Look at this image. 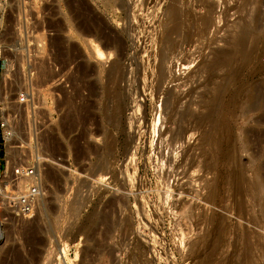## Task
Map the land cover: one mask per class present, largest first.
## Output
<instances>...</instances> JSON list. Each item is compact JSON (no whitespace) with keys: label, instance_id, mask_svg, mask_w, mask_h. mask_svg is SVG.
Listing matches in <instances>:
<instances>
[{"label":"rangeland","instance_id":"1","mask_svg":"<svg viewBox=\"0 0 264 264\" xmlns=\"http://www.w3.org/2000/svg\"><path fill=\"white\" fill-rule=\"evenodd\" d=\"M203 1L208 5L192 15L212 8L211 24L204 30L206 20L197 21L190 33L183 27L172 36L174 67L156 90L154 76L143 80L134 70L150 71L144 45L150 42L148 31L155 35L163 25L170 0H0L2 187H9L6 176H12L13 166L32 160L42 179L30 218L12 215L0 192V264H264V98L252 109L247 97L252 84L264 85V48L257 44L258 58L239 66L230 85L215 78L208 89L206 70L188 78L191 69L208 59L206 64L212 63L227 47L223 37L233 27L260 21L264 33V0ZM252 42L247 50L255 47ZM118 59L124 73L111 77V63ZM40 60L48 69L42 86L33 66ZM4 72H11L7 95L1 89ZM125 76L128 95L134 99L139 93L140 105L128 102L115 115L121 99L113 93L124 88L115 90L113 83ZM220 82L225 86L214 91ZM179 83V94L193 89L195 100L203 95L210 100L219 90L223 96L218 109L208 104L212 117L206 125L198 122L187 141L172 143L168 136L175 125L168 124L162 103ZM183 98L181 105L189 97ZM159 104L165 121L161 137L152 127ZM214 134L220 144H208ZM7 136L14 143L11 152ZM188 148L191 154L185 156Z\"/></svg>","mask_w":264,"mask_h":264},{"label":"bare ground","instance_id":"2","mask_svg":"<svg viewBox=\"0 0 264 264\" xmlns=\"http://www.w3.org/2000/svg\"><path fill=\"white\" fill-rule=\"evenodd\" d=\"M172 3H171V5L169 6V5H167V8H166V10L168 11V15H167V13H165L164 15L166 16V17H164L165 18V20L164 21H162L163 22V25L162 24H160V25H162V26H159V27H161V28H159L160 30L159 31H157V33L154 35L152 32H151V30H149L148 31V29H147V31H148V33H149V40H150V42H149V44L147 45V46H145L144 45V47H145V49H146V56H145V60L151 65V69H150V71L148 72H143V70H141L140 69V66H135V70L134 71H136L137 72V76H140V77H142V79L143 80H145L146 78H148L149 76H154V78L156 79L155 80V84H154V87H155V89L156 90H160L161 89V84L163 83V82H165L166 81V78L169 76H167V73H168V71L170 70V68L171 67H174V66H171V64L172 63H174V62H172V54H173V51H174V49H175V45H174V38L172 37L173 35H177L178 34V32L180 31V29H182L183 27H184V29H186L187 31H188V33H190V30L192 29V27L194 28V26H196V22L197 21H199V22H204L205 20V24H201V25H203V29L205 30L206 28H208L209 27V25L211 24V22H212V14H211V11H212V8H211V11H210V13H206V12H204V13H202L201 14V12H198V14L199 15H195V16H193L192 14H193V11L195 10V9H202V8H204V7H206L208 4H206V3H204V1L202 2V0H184L185 2V4H183V1H182V4H181V0H170ZM169 2V1H168ZM184 6V8H183V10H181L180 11V8H181V6ZM182 9V8H181ZM179 10V11H178ZM201 11V10H200ZM213 12H214V10H213ZM260 13V12H259ZM194 17V18H193ZM259 17V16H258ZM252 18V17H251ZM262 18V17H261ZM257 20V19H256ZM259 21V20H258ZM201 22V23H202ZM242 22V21H241ZM263 22V21H262ZM246 23V22H245ZM244 23V25H243V23H242V25H240V26H238V28L239 29H237V28H235V27H233L232 29H230L229 30V34L226 36V37H223L224 38V40H223V43L225 44V46H227V47H225V46H223V47H225V49L224 48H222V50L223 51H220L219 53H217L218 55H216L215 57V59L212 61V63H210V64H206V63H209L210 61H211V59H208L209 60V62H203L204 64H202V65H197L196 67H194V69H191L190 70V72H189V74H188V78H190V79H193V78H195V77H197V75L199 74V73H201L202 71L204 72L205 70V72H207L208 73V76H207V73H206V76H207V78L204 80V82H203V84L204 85H207V87H209L208 89H211L210 88V86H209V83L211 82V81H213L215 78V80H217V78H219V79H221V80H219V81H227V82H225L226 84L229 82V85H230V80H232V82H233V80H234V78L235 77H237V75H238V77H239V75H240V72H239V69H240V67H242L243 65V63H251V62H253L256 58H258V48H257V44L260 42L261 44H262V46H263V48H264V33H262L261 34V32H259V24H260V21L259 22H256L255 21V23H254V26L253 27H249V26H247L246 24ZM241 24V23H240ZM200 25V26H201ZM235 25V24H234ZM250 25V24H249ZM199 26V25H198ZM202 29V30H203ZM193 30V29H192ZM200 30H201V28H200ZM261 31V30H260ZM203 32V31H202ZM263 32V31H262ZM87 33V32H86ZM228 33V32H227ZM202 34V33H201ZM188 37H189V34L187 35ZM251 40V41H255V43H256V45H255V43L254 42H252V44L255 46H253L254 48L253 49H248L247 50V43H248V40ZM112 40V39H111ZM187 40H188V38H187ZM114 41V40H113ZM259 43V44H260ZM105 44V43H104ZM260 44V45H261ZM260 45H258V46H260ZM251 47V46H250ZM220 48H218V50H219ZM217 50V49H216ZM217 50V51H218ZM250 50V51H249ZM233 52L234 53H236L234 56H233ZM211 53V52H210ZM213 55L214 54H216V52H214V53H212ZM104 55V54H103ZM121 55V54H120ZM212 56V55H211ZM214 58V57H213ZM114 59H115V57H114ZM117 59V58H116ZM207 60V59H206ZM172 62V63H171ZM236 62L238 63V65H237V67L235 66L236 65ZM257 62V61H256ZM255 62V63H256ZM181 63V62H180ZM180 63H178V64H180ZM234 63H235V65H234ZM112 67L110 68V74H111V77L113 76V74H114V72L115 73H118L119 71H120V68H124L125 66H123L122 67V65H121V63H120V59H118V60H114L112 63ZM180 65H182V64H180ZM242 65V66H241ZM245 65H247V64H244V66ZM34 67H35V69H36V75H35V77L37 78V80L38 81H36L38 84H40V82L42 83L41 84V86L43 85V84H46V81L45 80H47L46 78H47V76H48V69H47V67H46V65H45V62L43 61V60H40L36 65H33ZM171 66V67H170ZM182 66H185V64L184 65H182ZM235 66V67H234ZM240 66V67H239ZM252 66V65H251ZM250 66V67H251ZM189 65L187 64L185 67H183V69H189ZM181 67L179 66L178 67V69L177 70H179ZM254 68V67H253ZM257 68V67H256ZM34 69V68H33ZM126 69H128V68H126ZM122 70V69H121ZM125 70V69H124ZM123 70V71H124ZM241 70V69H240ZM248 70H249V68H248ZM127 71V70H126ZM129 71V70H128ZM243 71V70H242ZM253 71V70H252ZM120 72H122V71H120ZM119 72V73H120ZM179 72V71H178ZM5 74L3 75L4 76V79L2 80V87H1V89H2V92L5 94V95H7V91H8V81H7V79H9L10 78V73L8 72V73H6V72H4ZM13 73V72H12ZM122 73H124V72H122ZM121 73V74H122ZM128 73H130V72H128ZM248 73H249V71H248ZM251 73H253V72H251ZM169 74H170V72H169ZM118 75V74H117ZM125 75H126V73H125ZM252 75H254V74H252ZM14 76V75H13ZM110 76V75H109ZM109 76H107V77H109ZM122 76V75H121ZM120 76V77H121ZM123 76H124V74H123ZM248 76V75H247ZM15 77V76H14ZM16 77H18L17 75H16ZM15 77V78H16ZM51 77V76H50ZM199 77V76H198ZM197 77V78H198ZM237 77V78H238ZM241 77V76H240ZM26 78V77H25ZM123 78V77H122ZM128 78V77H127ZM153 78V79H154ZM247 78V77H246ZM17 79V78H16ZM108 79V78H107ZM117 79V78H116ZM119 79V78H118ZM142 79L140 78V80L142 81ZM174 79H177V78H174ZM10 80V79H9ZM114 80V79H113ZM177 80H179V79H177ZM235 80H236V78H235ZM15 81V80H14ZM108 81H109V79H108ZM107 81V82H108ZM183 81V80H182ZM218 80H217V82H219ZM11 82V81H10ZM26 82V81H25ZM112 82V81H111ZM110 82V83H111ZM125 82H127V79H126V76H125V79H119L118 81H117V83H113V85H114V89L116 90L117 88H121V89H123L124 88V90H123V92H120L119 91V93L117 92V93H113L114 95V97H115V94L117 95V97H120V104H118L117 106H115V104H116V102H114L115 104H113V106H115L114 108H113V112L115 113V115H118V114H120V111L121 110H124V106H126L125 104H128V102L130 103V102H133L134 101V103L136 104V106H137V104L139 103V100H140V97H139V91L137 92L138 94H136L137 96L136 97H134V99L130 96V95H128V93L129 92H127V88H125V85H126V83ZM231 82V83H232ZM129 83V82H128ZM137 83H138V77H137ZM183 83V82H182ZM214 83H216V82H214L213 81V84ZM234 83V82H233ZM31 84V83H30ZM37 84V85H38ZM131 84V83H130ZM180 84L181 83H179L178 85H176V87L173 89V88H170L171 90H169L167 93H166V96H165V99H164V101H163V105L162 104H159L158 106H157V108H156V112H155V116H154V120H152V123H153V128H154V130H155V132H156V134H157V136L158 137H161V136H159V135H162V132H163V128H162V124L165 122V121H163V123H162V120H161V113H159L160 111H162L161 109L163 108V107H167L168 108V110H169V118H170V120H168V118L166 119L167 120V122L168 121H171V123H172V127H173V124L175 125L174 127V129L172 130L171 128V130H172V133H171V135L170 136H168L169 137V139H168V141H170V142H172L173 143V141H182L184 138H185V140L187 141V139L186 138H188V137H186V134L188 133V131L189 130H191V127L192 126H195V125H198L197 123L198 122H200L201 124H204V125H206V123H207V120H208V118L210 117H212L211 115L209 116V114H210V109H208V104H210V103H214L215 105H216V108H217V105H218V107H220L219 106V104L221 103V100H222V98H221V96H223V95H220V90H219V93L218 94H216V95H214L213 96V94L214 93H212V95H210L209 96V98L211 97V99L210 100H208V99H206V96H202L200 99H198V100H195V99H192V98H190L191 97V92H192V90L193 89H190L186 94H184L183 96L182 95H180L181 94V92L179 91L180 90V88L178 89V87H181L180 86ZM211 84V83H210ZM247 84V83H246ZM112 85V84H111ZM243 85V84H242ZM242 85H241V87H242ZM139 86V85H138ZM215 86V85H214ZM222 86H225V84L223 85L221 82L220 83H217L216 84V87H215V90L214 91H217L218 92V90L216 89L217 87H218V89H222ZM226 86H228V85H226ZM244 86V85H243ZM249 86V85H248ZM37 87V86H36ZM45 87V86H44ZM108 87V86H107ZM137 87V86H136ZM206 87V88H207ZM245 87V86H244ZM243 87V88H244ZM247 87V86H246ZM12 88V87H11ZM46 88V87H45ZM113 88V87H112ZM182 88V87H181ZM198 88V87H197ZM248 88H250L249 89V91H248V94H247V97H250L251 98V103H250V108H252V109H254L255 107H257L258 105H259V102H260V100L262 99V98H264V85H251L250 87H248ZM248 88H246L247 90H248ZM7 89V90H6ZM21 89V88H20ZM35 89V88H34ZM43 89V88H42ZM224 89H226V88H224ZM223 89V90H224ZM241 89V88H240ZM46 90H48V87H47V89ZM132 90V89H131ZM182 90V89H181ZM198 90V89H197ZM204 90V89H203ZM238 90H239V87H238ZM18 91V90H17ZM179 91V92H178ZM209 91V90H208ZM207 90H206V92L207 93H210V92H208ZM222 91V90H221ZM235 91V90H234ZM243 91V90H242ZM244 91H245V89H244ZM243 91V92H244ZM113 92V91H112ZM114 92H116V91H114ZM194 92V91H193ZM197 92V91H196ZM213 92V91H212ZM247 92V91H246ZM134 93V92H133ZM136 93V92H135ZM180 93V94H179ZM206 93V94H207ZM222 93H223V91H222ZM236 93V92H235ZM242 93V92H241ZM244 94H245V92H244ZM4 95V96H5ZM144 95V94H143ZM209 95V94H208ZM246 95V94H245ZM141 96V95H140ZM213 96V97H212ZM7 97V96H6ZM113 97V98H114ZM183 97H189L188 98V100L187 101H185V103L183 104V105H181V100H182V98ZM249 98V99H250ZM4 99H7V98H4ZM118 99V98H117ZM116 99V100H117ZM184 99V98H183ZM246 99V98H245ZM6 101V100H5ZM263 101V100H262ZM4 102V101H3ZM13 102V101H12ZM7 102H5V104H6ZM134 104V105H135ZM213 104V105H214ZM245 104V103H244ZM264 104V103H263ZM8 105H9V103H8ZM138 105H140V103L138 104ZM142 105V104H141ZM212 105V106H213ZM215 105H214V108H215ZM12 106H13V104H12ZM15 106V105H14ZM132 106V105H131ZM136 106H135V108H136ZM163 106V107H162ZM112 108V107H111ZM139 108V107H138ZM126 109V108H125ZM218 109V108H217ZM220 109V108H219ZM249 109V108H248ZM131 110V109H130ZM167 110V111H168ZM214 110V109H213ZM134 111H135V109H134ZM138 111V110H137ZM217 111V110H216ZM112 112V113H113ZM119 112V113H118ZM122 112V111H121ZM214 112V111H213ZM212 112V113H213ZM218 113H219V111H218ZM135 114V113H134ZM215 114H217V113H215ZM141 115V114H140ZM219 115V114H218ZM22 116V115H21ZM137 116V115H136ZM221 117V116H220ZM132 118V117H131ZM143 118V117H142ZM215 118H218V116L217 117H215ZM214 118V119H215ZM214 119H212V122H213V120ZM219 119H222V117L221 118H219ZM130 121H131V119H129ZM165 120V119H164ZM218 120V119H217ZM129 121V122H130ZM210 121H211V119H210ZM166 122V123H167ZM216 122V121H215ZM225 122V121H224ZM130 123H133L132 121L130 122ZM139 123V122H138ZM165 123V124H166ZM199 123V124H200ZM210 123V122H209ZM208 123V124H209ZM229 123V122H228ZM168 124H170L169 122H168ZM207 124V125H208ZM217 124H221V122L219 121V122H217ZM131 125V124H130ZM209 125H211V124H209ZM208 125V126H209ZM158 126V127H157ZM165 126V125H164ZM169 127H170V125H168ZM219 126V125H218ZM217 125H215V126H213L214 128L215 127H218ZM225 126V125H224ZM228 126V125H227ZM165 127H167V126H165ZM213 127H212V129H213ZM221 126H219V128H220ZM130 128H131V126H130ZM133 128V127H132ZM204 128V127H203ZM169 129V128H168ZM167 128H166V131L168 130ZM193 129H194V127H193ZM198 129H202L201 128V125H200V128H198ZM211 129V130H212ZM153 130V131H154ZM162 130V131H161ZM209 130V129H208ZM215 130V129H214ZM166 131H164V132H166ZM169 131V130H168ZM204 131H206L207 132V130H204ZM210 131V130H209ZM208 131V132H209ZM213 131V130H212ZM216 131V130H215ZM221 131V130H220ZM171 132V131H170ZM195 132V131H194ZM197 132V131H196ZM195 132V133H196ZM200 131H198V133H199ZM205 132V133H206ZM219 132V131H218ZM217 132V133H218ZM205 133H203V134H205ZM210 133V132H209ZM213 133V132H212ZM9 134V133H8ZM151 134V133H150ZM165 134V133H164ZM189 134H191V132H189ZM202 134V135H203ZM201 135V136H202ZM206 135V134H205ZM209 134L207 133V136H208ZM227 135V134H226ZM110 136V135H109ZM152 136V135H151ZM187 136H189V135H187ZM193 136V135H192ZM191 136V137H192ZM201 136H199V139H201ZM206 136V137H207ZM220 136V135H219ZM8 137V151H10L11 152V148L13 147V142H11V139H10V137L9 136H7ZM164 137V136H163ZM162 137V138H163ZM167 137V138H168ZM206 137H204V135H203V137L202 138H206ZM108 138V137H107ZM133 138V137H132ZM157 138V137H156ZM190 138V137H189ZM198 139V140H199ZM132 140V139H131ZM134 140H136V138H134ZM134 140H132V142L134 141ZM167 140V139H166ZM184 140V141H185ZM206 140H208L209 141V143L208 142H203V144H205L206 145V143H208V144H220V143H218V136L217 135H213V136H211V137H209V139H206ZM220 140H221V138H220ZM167 141V142H168ZM201 141V140H200ZM127 142H129V140L127 141ZM136 142V141H135ZM162 142V141H161ZM191 142V141H190ZM111 143V142H110ZM169 143V142H168ZM192 143V142H191ZM163 144V143H162ZM161 144V145H162ZM170 144V143H169ZM181 144V143H180ZM130 145V144H129ZM161 145H159V146H161ZM189 145V144H188ZM202 145V144H201ZM135 146V143L133 142L130 146H129V149H127V150H129V152L131 153V148L132 147H134ZM155 146H157V145H155ZM158 146V147H159ZM163 146V145H162ZM161 146V147H162ZM173 146V145H172ZM171 146V147H172ZM191 146H193V145H191ZM200 146V145H199ZM209 146V145H208ZM211 146H213V145H210V147ZM152 147V146H151ZM160 147V148H161ZM169 147V146H168ZM194 147V146H193ZM204 149H205V147H204V145L202 146ZM217 146H215V148H216ZM219 147V146H218ZM163 148V147H162ZM195 148V147H194ZM197 148H198V146H197ZM200 148V147H199ZM135 149V148H134ZM133 149V150H134ZM168 149V148H167ZM192 150H193V148H191ZM209 149V148H208ZM151 150H153V149H151ZM163 150V149H162ZM169 150V149H168ZM171 150V149H170ZM185 150V149H184ZM196 150H198V149H196ZM200 150H202V149H200ZM215 150V149H214ZM213 150V151H214ZM135 151V150H134ZM178 151V150H177ZM181 151V150H180ZM187 151H189V148H188V150H186V151H184L185 153H182V154H185V156H187L188 155V153L191 151H189L188 153H187ZM199 151V150H198ZM197 151V152H198ZM202 151H205V150H202ZM212 151V152H213ZM217 151V150H216ZM220 151V150H219ZM128 152V151H127ZM128 152V153H129ZM133 152V151H132ZM161 152V151H160ZM165 152V151H164ZM201 152V151H200ZM215 152V151H214ZM214 152H213V154H212V156L214 155ZM9 153V152H8ZM127 153V154H128ZM129 153V154H130ZM128 154V155H129ZM160 154V153H159ZM174 154V153H173ZM189 154H191V153H189ZM207 154V153H206ZM131 155V154H130ZM164 155V154H163ZM166 155V154H165ZM164 155V156H165ZM193 155V154H192ZM194 155H195V153H194ZM204 155V154H203ZM209 155H211L210 153H209ZM218 155V154H217ZM7 156H8V154H7ZM9 156H10V154H9ZM175 156L176 155H174V158H175ZM185 156H184V158H182L183 160L185 159L186 161H188L186 158H185ZM224 156V155H223ZM226 156H227V154H226ZM150 157V156H149ZM173 157V156H172ZM177 157V156H176ZM183 157V156H182ZM192 157V156H191ZM207 157V156H206ZM208 157H210L211 158V156H208ZM213 157H216V156H213ZM128 158V157H127ZM161 158H163V156L161 157ZM167 158V157H166ZM196 158V157H195ZM210 158H208V160L210 159ZM217 158V157H216ZM160 159V158H159ZM164 159V158H163ZM190 159H194V158H190ZM213 159H215V158H212L211 159V161L213 160ZM176 159H174V161H175ZM179 160V159H178ZM175 161V162H179V161ZM207 159H206V161H208ZM160 161V160H159ZM158 161V162H159ZM162 161H164V160H162ZM182 161V160H181ZM198 161V160H197ZM205 161V162H206ZM211 161H209V162H211ZM215 161V160H214ZM171 162V161H170ZM203 162V161H202ZM201 162V163H202ZM213 163V162H212ZM215 163V162H214ZM159 164V163H158ZM161 164V163H160ZM159 164V165H160ZM163 164H165V163H163ZM169 164V163H168ZM176 164V163H175ZM178 164V163H177ZM188 164V163H187ZM190 164H192L193 165V163L192 162H190ZM203 164H204V162H203ZM202 164V165H203ZM209 164H211V163H209ZM180 163H179V165H178V167H180ZM182 165H184V164H182ZM198 165V164H197ZM202 165L200 166L201 167V169H202ZM206 165H207V162H206ZM205 165V166H206ZM187 166V165H186ZM190 166V165H189ZM199 166V165H198ZM210 166V165H209ZM213 166L214 165H212L211 164V166L210 167H208V169L210 168L211 170L213 169ZM184 167V166H183ZM131 168V167H130ZM171 168V167H170ZM175 168V167H174ZM198 168V167H197ZM162 169V168H161ZM194 169H196V168H194ZM203 169H205V168H203ZM210 169H209V171H210ZM172 170V169H171ZM178 170V169H177ZM198 171V170H197ZM197 171L195 172V173H197ZM201 171V170H200ZM209 171H205L204 170V172H209ZM163 172V171H162ZM177 172V171H176ZM179 172H182V171H179ZM185 172V171H184ZM189 172H191V171H189ZM211 172V171H210ZM209 172V173H210ZM219 172V171H218ZM192 173H194V172H192ZM200 173V172H199ZM167 174V173H166ZM170 174V173H169ZM174 174H176V173H174ZM174 174H173V176H174ZM183 174V173H182ZM204 174H206V173H204ZM190 175V174H189ZM208 175V174H207ZM172 176V177H173ZM179 176V175H178ZM201 176V175H200ZM0 177H1V172H0ZM193 177V176H192ZM198 177V176H197ZM174 178H176V176L174 177ZM211 178V177H210ZM238 178V177H237ZM261 178H262V176H261ZM169 179V178H168ZM190 179V178H189ZM194 179V178H193ZM204 179H205V177H204ZM206 179H208V178H206ZM179 180H180V178H179ZM192 180V179H191ZM200 180V179H199ZM194 181V180H193ZM209 181V180H208ZM207 181V182H208ZM216 182V181H215ZM165 183V182H164ZM169 183V182H168ZM197 183V182H196ZM209 183V182H208ZM177 184V183H176ZM181 184V183H180ZM210 184V183H209ZM208 184V187L210 188L211 187V185H209ZM213 184V183H212ZM260 184H262V183H260ZM175 185V184H174ZM184 185V184H183ZM167 187H168V185H167ZM178 187V186H177ZM206 187V186H205ZM259 187V188H258ZM260 187H261V185H259V183L256 185V189H258V190H260ZM182 188V187H181ZM256 189H254V190H256ZM180 190V189H179ZM182 191V190H181ZM258 192V191H257ZM166 193V192H165ZM205 195V194H204ZM215 195V188H213L210 192H209V197H213ZM39 200V199H38ZM208 200H209V198H208ZM105 216V215H104ZM103 215H102V218L101 219H103V218H105ZM100 218V217H99ZM97 221V220H96ZM227 223V222H226ZM222 226V225H221ZM223 226H225V225H223ZM247 228V227H246ZM223 229V228H222ZM255 231V230H254ZM214 232V231H213ZM242 233V232H241ZM250 233V232H249ZM258 234V233H257ZM208 235V234H207ZM199 239V238H198ZM256 239V238H255ZM236 240V239H235ZM194 243V242H193ZM192 244V243H191ZM239 247V246H238ZM248 253V252H247ZM250 253V252H249ZM248 253V254H249ZM256 253V252H255ZM246 260H247V258H246Z\"/></svg>","mask_w":264,"mask_h":264},{"label":"built area","instance_id":"3","mask_svg":"<svg viewBox=\"0 0 264 264\" xmlns=\"http://www.w3.org/2000/svg\"><path fill=\"white\" fill-rule=\"evenodd\" d=\"M6 178L9 179V187L5 189L0 177V192L3 190L4 193L3 206L16 217H32L42 192V179L35 161L16 164L13 166L12 176Z\"/></svg>","mask_w":264,"mask_h":264}]
</instances>
